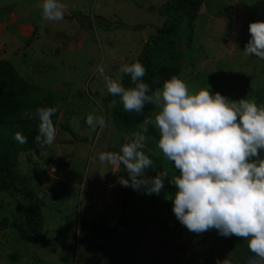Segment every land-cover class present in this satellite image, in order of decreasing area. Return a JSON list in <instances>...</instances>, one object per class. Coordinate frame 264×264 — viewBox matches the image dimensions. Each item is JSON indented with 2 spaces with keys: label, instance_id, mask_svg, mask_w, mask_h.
Instances as JSON below:
<instances>
[{
  "label": "rangeland",
  "instance_id": "1",
  "mask_svg": "<svg viewBox=\"0 0 264 264\" xmlns=\"http://www.w3.org/2000/svg\"><path fill=\"white\" fill-rule=\"evenodd\" d=\"M35 1L37 8L30 6ZM60 2L65 6L64 18L53 22L42 19V0H0V58L12 62L27 80L54 91L60 125L52 145L18 155L20 187L40 199L46 243L33 245L15 229L0 227V264H104L106 250L124 252L138 238L139 231H134L116 246L101 239L92 244L79 238L78 225L81 219L117 225L123 197V166L99 161V153H118L128 140L110 118L113 95L98 65L104 67L105 75L122 81L121 65L137 61L144 40L161 27L165 16L159 9L166 0ZM27 10L34 14L25 19L20 13ZM10 20L36 23L32 39L5 42L3 34ZM257 21L264 22V0L203 2L194 22L193 45L182 49L177 75L190 93L205 89L229 100H253L255 91L264 88V59L247 56L244 50L251 39L249 24ZM21 30L24 37L28 30ZM155 111L154 106L152 119ZM88 114L103 117L106 126L93 131L86 123ZM151 153L158 161L155 173L168 174L167 188L154 206L158 218L148 223L147 209L139 203L148 202L149 195L141 188L136 230L145 222L146 226L140 246L126 260L110 264H217L218 259L246 264V258L220 242L216 229L194 233L180 223L173 212L177 189L170 182L179 172L157 144ZM29 208L26 194L0 191V219L22 222Z\"/></svg>",
  "mask_w": 264,
  "mask_h": 264
},
{
  "label": "clouds",
  "instance_id": "2",
  "mask_svg": "<svg viewBox=\"0 0 264 264\" xmlns=\"http://www.w3.org/2000/svg\"><path fill=\"white\" fill-rule=\"evenodd\" d=\"M40 8L45 21L64 18L65 6L60 0H42ZM249 32L251 39L244 54L264 59V22L250 23ZM98 71L108 92L119 97L125 111L142 112L146 103L155 106L154 119L146 123L158 130L157 147L179 171L170 182L177 189L173 212L180 223L194 233L216 229L220 235L243 238L251 253L246 264H264V106L247 98L229 100L205 89L190 93L177 76L152 91L143 81L146 68L138 60L119 69L130 75L133 87L126 88L119 78L105 75L102 65ZM56 112L55 107H38L34 114H23L38 120L35 142L41 147L56 139L52 121ZM86 123L93 131L106 126L103 117L93 114L87 115ZM13 138L27 143L19 131ZM146 139L142 132H136L118 153H99V161L122 164L128 174L127 179H121L124 186L158 195L168 174H145L147 169H155L144 151ZM217 264L228 261L218 259Z\"/></svg>",
  "mask_w": 264,
  "mask_h": 264
},
{
  "label": "trees",
  "instance_id": "3",
  "mask_svg": "<svg viewBox=\"0 0 264 264\" xmlns=\"http://www.w3.org/2000/svg\"><path fill=\"white\" fill-rule=\"evenodd\" d=\"M204 1L166 0L163 6H160L159 11L165 16L164 21L156 33L148 36L141 53L137 57V60L146 68L143 81L149 85L152 91L162 87L165 80L179 74L182 65L180 60L182 49L190 48L193 45L194 22ZM34 32L27 42L32 39ZM181 44L184 47H181ZM121 83L126 88L134 86L128 74H124ZM31 94H39V96L30 100ZM114 100L116 101L115 106L112 104ZM253 100L258 106H264V88L255 91ZM38 107H55L57 109V112L52 116L54 127L57 129L60 126L58 121L59 108L54 91L44 89L26 80L17 72L12 62L0 59V191L26 194L30 201V208L22 222L11 221L8 217H2L0 227L15 229L22 240L36 246L46 243L42 232L41 203L38 197H33L20 187L23 178L18 174V155L40 146L35 142V137L38 134V120L23 116L24 113L34 114ZM153 109V104L146 103L142 112H127L120 103L118 96H112L110 102V118L116 128L126 134L128 141L136 132H142L146 136L144 151L153 160L155 167L158 161L152 155L151 149L157 144L159 132L151 123H146V120L152 119ZM145 128L147 129L146 132L144 131ZM18 131L27 137V143L20 144L13 138L14 133ZM261 156H264V152H261ZM171 166L176 170L172 161ZM146 173L149 177L156 176L154 169L151 168L147 169ZM127 175L124 168L120 176L127 179ZM122 188L123 197L117 225L111 226L85 219H81L78 225L79 238H87L92 244L93 240L101 239L116 246L131 238L134 231H139L137 240L124 252L111 254L106 250L107 257L104 264H110L116 260H126L131 253L139 248L141 238L145 233L146 222L136 230L139 220L137 205L140 189L136 194L132 192L133 188L130 186L126 187L122 184ZM166 188L167 184L164 181V187L158 195L146 196L148 202L145 203L142 199L143 203H139L147 209L148 223L158 218L154 211L155 202ZM133 221H135L134 226H132ZM217 234L220 242L229 247L236 256L247 260V257L251 255L247 244L236 240L234 236H223L218 231ZM96 247L100 248V245Z\"/></svg>",
  "mask_w": 264,
  "mask_h": 264
},
{
  "label": "crops",
  "instance_id": "4",
  "mask_svg": "<svg viewBox=\"0 0 264 264\" xmlns=\"http://www.w3.org/2000/svg\"><path fill=\"white\" fill-rule=\"evenodd\" d=\"M38 4H39V2H37V1H35V2H33V3H31L30 4V6H32V7H36L37 8V6H38ZM33 10H34V8H33ZM31 11H29V10H27V12H24L23 14L22 13H20L21 15H23L24 16V18L25 19H28L30 16H32L34 13H32L31 15L29 14ZM39 18H40V16H39ZM17 20V19H16ZM14 21V22H12V20H10V22L9 23H7L8 25H7V27H8V29H6L5 30V32H4V34H3V39H4V41L5 42H7V43H9V44H11V43H13V42H15V43H18V41H20V40H22V39H26L27 37L29 38L31 35H32V33H33V31H35V24L33 25V26H31V25H29L27 22H25V23H21V20H20V22H17V21ZM30 23V22H29ZM25 25H27V27L25 26ZM37 27V26H36ZM27 28V29H26ZM31 28V29H30ZM21 29H25V30H28V31H26V33H25V35H24V37H22L23 36V34H20L21 33ZM35 33V32H34ZM27 38V39H28ZM27 39L25 40V42H27ZM144 41H146V40H144ZM75 46V45H74ZM0 59H4V58H0ZM120 59H122L123 60V58H120ZM5 60H8V59H5ZM21 75V74H20ZM22 76V75H21ZM23 77V76H22ZM25 78V77H24ZM26 79V78H25ZM27 80V79H26ZM29 81V80H28ZM31 82V81H30ZM32 83H34V82H32ZM120 229H122V228H120Z\"/></svg>",
  "mask_w": 264,
  "mask_h": 264
}]
</instances>
